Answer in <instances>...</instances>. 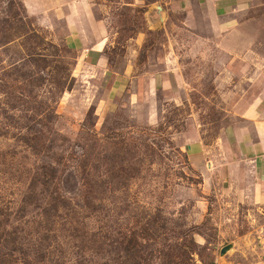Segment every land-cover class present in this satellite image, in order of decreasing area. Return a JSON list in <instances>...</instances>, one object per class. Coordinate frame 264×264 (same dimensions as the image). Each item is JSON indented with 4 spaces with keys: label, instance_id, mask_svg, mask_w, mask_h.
Masks as SVG:
<instances>
[{
    "label": "rangeland",
    "instance_id": "rangeland-1",
    "mask_svg": "<svg viewBox=\"0 0 264 264\" xmlns=\"http://www.w3.org/2000/svg\"><path fill=\"white\" fill-rule=\"evenodd\" d=\"M233 4L0 0V264H264V187L192 169L264 89V0Z\"/></svg>",
    "mask_w": 264,
    "mask_h": 264
},
{
    "label": "crops",
    "instance_id": "crops-1",
    "mask_svg": "<svg viewBox=\"0 0 264 264\" xmlns=\"http://www.w3.org/2000/svg\"><path fill=\"white\" fill-rule=\"evenodd\" d=\"M182 1L187 4L186 10L192 2V15L195 14L202 22L208 23L207 28H210L209 21L213 17L226 16L234 8V0ZM193 3L196 11L193 9ZM185 21H188V18H185ZM97 47L101 48V45ZM216 47L215 54L221 56L231 53L256 54L258 52L253 46L239 47L237 50L222 46ZM208 49L211 51L214 48ZM94 51L99 52V49H94ZM246 64L253 66L254 69L262 68L260 62H247ZM236 86L242 87L241 85ZM242 91L237 104H240L246 96V92ZM248 97L244 98L245 101L247 100V107L234 108L232 112L230 111L231 118L236 119L235 124L228 128L227 137L220 147L218 145L215 154L211 152V147V149L203 147L200 143L192 145V169L199 177H226L229 180L231 177H240L244 182H249V186L260 189L264 187V89L260 96ZM228 135H231L233 139L232 144L228 142Z\"/></svg>",
    "mask_w": 264,
    "mask_h": 264
},
{
    "label": "water",
    "instance_id": "water-1",
    "mask_svg": "<svg viewBox=\"0 0 264 264\" xmlns=\"http://www.w3.org/2000/svg\"><path fill=\"white\" fill-rule=\"evenodd\" d=\"M228 248H223L222 250H221V254H224V252L227 250Z\"/></svg>",
    "mask_w": 264,
    "mask_h": 264
}]
</instances>
